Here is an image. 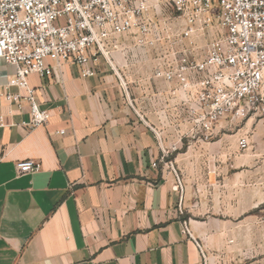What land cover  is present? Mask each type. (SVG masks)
<instances>
[{"label":"crops","instance_id":"obj_1","mask_svg":"<svg viewBox=\"0 0 264 264\" xmlns=\"http://www.w3.org/2000/svg\"><path fill=\"white\" fill-rule=\"evenodd\" d=\"M138 53L132 39L113 51L127 91L105 61L91 77L71 63L51 78L31 74L51 115L33 129L30 103L1 95L27 91L8 86L16 68L0 58V264H206L217 224L188 216L180 177L198 153L191 142L162 160L152 126L168 146L188 124L158 100L175 83L152 78L156 63L135 62ZM28 158L42 167L20 175L16 163Z\"/></svg>","mask_w":264,"mask_h":264},{"label":"built area","instance_id":"obj_2","mask_svg":"<svg viewBox=\"0 0 264 264\" xmlns=\"http://www.w3.org/2000/svg\"><path fill=\"white\" fill-rule=\"evenodd\" d=\"M214 21L221 33L203 56L196 55L193 38ZM129 39L145 51L135 62L154 59L152 78L175 83L167 98L158 100L188 124L185 136L211 138L218 124L243 120L264 101V0H0V58L16 68L8 86L27 91L1 95L20 107L23 100L30 103L25 124L33 129L51 115L35 100L31 74L51 78L55 68L71 63L81 76L91 77L105 61L127 91L113 51H123ZM183 40L189 41L186 46ZM152 129L164 160L172 147L164 145L162 129ZM239 147H248L245 136ZM41 167L32 158L16 163L20 175Z\"/></svg>","mask_w":264,"mask_h":264},{"label":"rangeland","instance_id":"obj_3","mask_svg":"<svg viewBox=\"0 0 264 264\" xmlns=\"http://www.w3.org/2000/svg\"><path fill=\"white\" fill-rule=\"evenodd\" d=\"M220 33L216 21L199 31L193 38L195 54L203 56L209 41ZM188 42L183 40L184 46ZM169 46L165 42L163 48ZM242 136L248 139L246 149L239 147ZM166 142L172 148L164 161L170 162L176 151L192 143L198 153L180 177L188 216L211 217L217 224L214 238L206 242V264H264V101L245 119L218 124L211 138L179 140L169 134Z\"/></svg>","mask_w":264,"mask_h":264}]
</instances>
